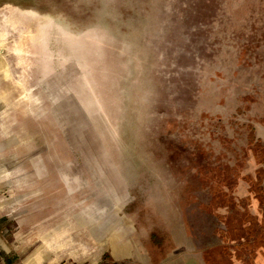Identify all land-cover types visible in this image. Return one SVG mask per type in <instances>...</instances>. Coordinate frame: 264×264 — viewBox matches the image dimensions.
I'll return each mask as SVG.
<instances>
[{
    "label": "rangeland",
    "instance_id": "rangeland-1",
    "mask_svg": "<svg viewBox=\"0 0 264 264\" xmlns=\"http://www.w3.org/2000/svg\"><path fill=\"white\" fill-rule=\"evenodd\" d=\"M0 53V264H264V0H0Z\"/></svg>",
    "mask_w": 264,
    "mask_h": 264
},
{
    "label": "flooded vegetation",
    "instance_id": "flooded-vegetation-1",
    "mask_svg": "<svg viewBox=\"0 0 264 264\" xmlns=\"http://www.w3.org/2000/svg\"><path fill=\"white\" fill-rule=\"evenodd\" d=\"M258 144V148L260 147L261 149L256 150V160L258 162V164L261 165V167H259L256 172L259 174V178H258V186L259 187V193L263 196L264 198V186L262 184V180L264 179V146L261 144V142L258 140L257 143ZM264 181V180H263Z\"/></svg>",
    "mask_w": 264,
    "mask_h": 264
},
{
    "label": "bare ground",
    "instance_id": "bare-ground-1",
    "mask_svg": "<svg viewBox=\"0 0 264 264\" xmlns=\"http://www.w3.org/2000/svg\"><path fill=\"white\" fill-rule=\"evenodd\" d=\"M11 75L12 74H11L10 68L7 65L6 60L2 57V54L0 53V81L5 80V81L13 82V77ZM99 259H100V254L97 253V255L93 257L91 261L95 264Z\"/></svg>",
    "mask_w": 264,
    "mask_h": 264
},
{
    "label": "crops",
    "instance_id": "crops-1",
    "mask_svg": "<svg viewBox=\"0 0 264 264\" xmlns=\"http://www.w3.org/2000/svg\"><path fill=\"white\" fill-rule=\"evenodd\" d=\"M98 253H99V254H100V256H101V252H98ZM99 260H100V259H99ZM99 260H98V261H99ZM98 261H97V262H98ZM97 262H96V263H97Z\"/></svg>",
    "mask_w": 264,
    "mask_h": 264
}]
</instances>
